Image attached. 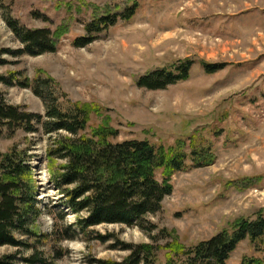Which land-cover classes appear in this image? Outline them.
I'll list each match as a JSON object with an SVG mask.
<instances>
[{
  "label": "rangeland",
  "instance_id": "1",
  "mask_svg": "<svg viewBox=\"0 0 264 264\" xmlns=\"http://www.w3.org/2000/svg\"><path fill=\"white\" fill-rule=\"evenodd\" d=\"M136 1L130 20H118L92 35L89 45L75 47L88 24L119 15L131 1L0 0V94L7 105L44 118L45 107L31 89L39 76L52 82L59 104L88 106L86 135L108 127L117 133L113 142L147 141L164 148L183 144L186 153L194 144L214 156L210 165L192 168L189 161L171 176V194L161 211L148 218L157 227L154 233L103 224L87 238L64 240L56 247L53 241L18 238L35 244L46 258L53 257L54 248L60 250L56 264L122 261L128 252L118 242L152 244L158 248L156 264H165L170 251L164 247L172 239L191 248L230 231L237 221L253 222L264 213V0ZM7 19L29 31L50 32L54 51L15 57L12 53L23 45ZM187 60L193 62L187 80L157 91L137 86L140 78ZM203 64L222 69L206 74ZM35 128L29 134L2 130L0 157L12 150L24 154L40 212L31 231L39 237L52 234L56 214L66 215L63 222L57 219L59 228L75 226L76 217L50 181L49 168L63 162L50 160L47 152L65 134ZM38 169L47 173L45 185L38 181ZM156 179L161 180L160 173ZM97 235L107 240L101 242ZM32 252L3 246L0 259L14 256L15 264H25ZM245 258L264 259V237L240 242L226 264H241Z\"/></svg>",
  "mask_w": 264,
  "mask_h": 264
},
{
  "label": "trees",
  "instance_id": "2",
  "mask_svg": "<svg viewBox=\"0 0 264 264\" xmlns=\"http://www.w3.org/2000/svg\"><path fill=\"white\" fill-rule=\"evenodd\" d=\"M131 6L119 15L104 17L86 26L87 34L76 40L75 47H85L92 41V35L100 33L118 20H130L136 10L137 1L130 0ZM7 27L23 45V50L12 53L15 57L22 54L39 56L54 51L53 38L46 30L29 31L17 22L7 19ZM193 62H179L172 70L154 71L137 82V86L150 91L163 90L168 86L188 79ZM222 66L203 64L206 74H213ZM11 85V80H1ZM49 79L37 77L31 89L44 107V118L29 114L20 108L9 106L0 94V132L35 133L39 125L45 134L64 133L50 146L47 156L50 160L61 161L62 165L51 166L50 181L54 189L65 199L64 205L76 217L75 226L59 228L58 220L64 221L65 214H56L55 227L51 235L39 237L31 231L35 219L40 214L31 170L25 164L24 154L12 150L0 157V247L9 246L33 251L23 259L25 264H56L61 259L60 250L54 248L53 257H45L36 249L18 238L25 237L41 244L53 241L56 247L61 241H72L83 236L87 238L93 227L103 224H118L137 227L147 233H154L157 227L149 222L150 216L161 211L163 199L172 192L170 178L184 170L190 161L192 168L210 165L214 156L209 148H196L190 144L189 153L183 144L177 147H155L147 141L113 142L117 133L108 127H99L86 135L89 108L74 104H59V96L54 94ZM28 87L27 84H20ZM160 173L161 180H157ZM84 214V216H81ZM58 219V220H57ZM75 228L77 232L72 229ZM162 235L171 238L166 230ZM264 237V213L253 222L237 221L230 231L223 230L211 239L200 242L191 248H184L171 240L164 248L169 250L165 264H226L236 246L248 239L251 242ZM104 242L107 238L96 236ZM121 250L128 255L119 262L98 264H156L157 249L152 244L126 245L118 242ZM38 251V252H37ZM14 256H5L0 264H15ZM241 264H264V259L245 258Z\"/></svg>",
  "mask_w": 264,
  "mask_h": 264
},
{
  "label": "bare ground",
  "instance_id": "3",
  "mask_svg": "<svg viewBox=\"0 0 264 264\" xmlns=\"http://www.w3.org/2000/svg\"><path fill=\"white\" fill-rule=\"evenodd\" d=\"M37 174H38V179H39L38 181H40L42 184L45 185L47 180H48V176H47L46 171L38 169Z\"/></svg>",
  "mask_w": 264,
  "mask_h": 264
}]
</instances>
